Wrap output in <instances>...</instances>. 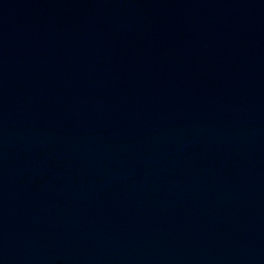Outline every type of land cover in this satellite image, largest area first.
I'll return each mask as SVG.
<instances>
[{
  "label": "water",
  "instance_id": "obj_1",
  "mask_svg": "<svg viewBox=\"0 0 264 264\" xmlns=\"http://www.w3.org/2000/svg\"><path fill=\"white\" fill-rule=\"evenodd\" d=\"M0 264H264V0H0Z\"/></svg>",
  "mask_w": 264,
  "mask_h": 264
}]
</instances>
